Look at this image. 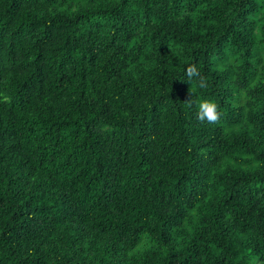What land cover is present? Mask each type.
<instances>
[{
	"label": "trees",
	"instance_id": "1",
	"mask_svg": "<svg viewBox=\"0 0 264 264\" xmlns=\"http://www.w3.org/2000/svg\"><path fill=\"white\" fill-rule=\"evenodd\" d=\"M0 264H264V0H0Z\"/></svg>",
	"mask_w": 264,
	"mask_h": 264
},
{
	"label": "clouds",
	"instance_id": "2",
	"mask_svg": "<svg viewBox=\"0 0 264 264\" xmlns=\"http://www.w3.org/2000/svg\"><path fill=\"white\" fill-rule=\"evenodd\" d=\"M185 75L187 77V81H192L193 78H197V86L199 88H206L207 83L205 78L201 75L200 71L196 67V65L189 64L185 70ZM192 93L190 92V97ZM190 107L192 101L190 98L185 100ZM221 113L218 110V105L209 99H201L198 104V111H197V119L201 122L207 121L209 124H215L219 122Z\"/></svg>",
	"mask_w": 264,
	"mask_h": 264
}]
</instances>
